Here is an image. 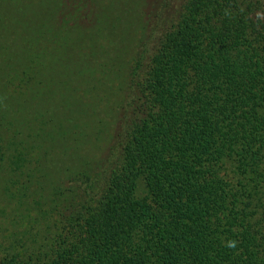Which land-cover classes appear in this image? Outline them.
<instances>
[{"label": "trees", "instance_id": "trees-1", "mask_svg": "<svg viewBox=\"0 0 264 264\" xmlns=\"http://www.w3.org/2000/svg\"><path fill=\"white\" fill-rule=\"evenodd\" d=\"M101 1L0 0V264H264V0H139L114 127L83 160Z\"/></svg>", "mask_w": 264, "mask_h": 264}, {"label": "rangeland", "instance_id": "rangeland-1", "mask_svg": "<svg viewBox=\"0 0 264 264\" xmlns=\"http://www.w3.org/2000/svg\"><path fill=\"white\" fill-rule=\"evenodd\" d=\"M122 2L120 3V0L101 1L100 10L103 14L101 15L100 25L95 29V32L100 37L99 44H103V47L98 48L97 53L93 56L92 53L86 54V59L89 58V67L94 69V74L88 76L95 78L99 86L96 87L98 89L95 92L97 95L93 90L84 95V99L87 98L89 103L86 114L90 119L87 129L90 140L79 149V157L83 160L97 157L105 148L114 127V107L124 88L126 69L136 37L137 17L140 7L139 0H122ZM73 54V50L71 51L69 48V43L57 46L53 51V55L59 57L62 63H66L67 59L65 60V57L69 55L72 59L71 63H75L76 59ZM92 60L95 61L94 65H90ZM53 77L52 73L49 75L43 73L40 78L41 86H45V81ZM12 84L16 85L17 82ZM21 87L24 89L23 85ZM103 90L106 97H104ZM41 99L44 105L49 102L44 97H41ZM76 125L78 127L77 122ZM80 164L79 158L62 159L61 163L50 159L44 164L42 183L49 182L50 185L61 178L64 173L74 171ZM1 196L2 194H0V208L4 206Z\"/></svg>", "mask_w": 264, "mask_h": 264}]
</instances>
